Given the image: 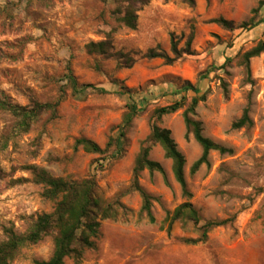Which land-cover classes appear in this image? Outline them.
Returning a JSON list of instances; mask_svg holds the SVG:
<instances>
[{"label": "rangeland", "instance_id": "374dc122", "mask_svg": "<svg viewBox=\"0 0 264 264\" xmlns=\"http://www.w3.org/2000/svg\"><path fill=\"white\" fill-rule=\"evenodd\" d=\"M118 4L0 0V99L24 106L62 96L55 113L45 110L27 130L0 106V242L6 239L4 228L24 234L37 214L54 207L27 168L35 165L70 181L94 176L100 196L124 205L118 219L101 221L100 235L81 262L65 258L64 264H264V52L249 59V72L244 59L264 44V0H150L138 12L135 29L118 21ZM217 17L230 20L233 28L211 21ZM110 30L112 50L127 53L130 66L112 53L87 51V43ZM171 38L180 51L172 63L142 56L159 45L172 57ZM185 80L206 92L192 116L201 122L202 134L229 150H211L195 170L202 148L184 123L193 95L180 90ZM86 83L94 87L81 89ZM175 100L183 102L175 112L155 113ZM131 105L137 111L128 121ZM245 109L251 124L233 127ZM153 124L171 131L185 157L190 201L201 223L227 220L204 242L186 241L197 236L190 222L176 221L170 232L166 229L167 213L185 197L171 160L148 137ZM80 137L101 148L109 145L101 153L88 152L75 144ZM143 148L163 170L143 168L137 178L150 196L153 222L133 185ZM52 251L47 235L23 244L10 264H34Z\"/></svg>", "mask_w": 264, "mask_h": 264}, {"label": "trees", "instance_id": "16d2710c", "mask_svg": "<svg viewBox=\"0 0 264 264\" xmlns=\"http://www.w3.org/2000/svg\"><path fill=\"white\" fill-rule=\"evenodd\" d=\"M149 2L150 0H119L115 10L118 14V21L130 29H135L138 25V12ZM260 4L262 5L263 3L261 2ZM211 21L227 29L233 28L232 22L223 17L212 18ZM112 31L106 32L104 38L99 41L87 43V51L98 54L112 53L120 59H124L128 62L127 65L130 66L129 61L132 62V58H129L127 53L112 50ZM189 42L190 39L187 41V46H189ZM171 51L173 53L172 57L157 45L145 50L142 56L148 59L161 58L167 64L172 63L180 56V51L173 38H171ZM262 52H264V44L261 42L245 53L244 59L247 72H249V59ZM66 77L76 91L78 84L73 74L69 72ZM80 87L84 89L94 86L86 83L81 84ZM98 89L105 91L103 88ZM180 90L193 92L190 102L183 112V118L187 130L192 132L194 139L202 148L201 156L192 165V170H195L201 163L207 162L208 154L211 150L220 152L229 150L204 136L201 122L192 117L195 114L196 106L206 99V92H202L200 87L188 80L183 82ZM61 99L62 96L54 102L44 103L33 99L28 105L24 106L12 103L8 99H0V106L17 116L18 126L23 130H27L32 121L38 118L45 110L50 109L55 113ZM182 106L183 102L181 100H175L169 105L156 108L155 113L159 116L172 113ZM136 109V106H130V111L127 113L128 121L137 111ZM249 124H251V120L248 116V109H245L242 116L233 123V127L240 128ZM122 135L123 133L121 132L119 136ZM148 137L150 140L157 142L163 149L165 157L171 160L174 178L185 197V200L167 213L164 220L167 225V231H171L176 221L190 222L195 227L197 236L186 238V241L194 244L204 242L212 228L224 225L227 220H206L201 223L202 217L190 201L191 192L188 188L184 171L185 157L178 149L171 131L168 128L153 124ZM119 138L115 141L119 142ZM75 144L81 145L88 152L95 153L103 152L109 145L106 148H101L95 141L85 137L77 138ZM27 168L33 173V181L43 185L42 195L47 199L54 200L55 204L51 211L37 214L31 228L24 234H18L12 228H4L6 239L0 242V264H10L23 244L37 242L47 235H50L53 239L52 254L48 259L37 260L34 264H64L65 258H70L76 263L81 262L85 250L94 247L95 240L100 235L101 221L118 219L120 210L124 208V205L119 200L108 201L100 196L94 176L80 181H70L61 176H54L45 169L35 165ZM143 168H147L149 171H163L158 162L148 158L147 148L141 150L135 161L133 185L143 198L141 209L146 212L148 220L153 222L154 217L150 210V196L137 183L138 173Z\"/></svg>", "mask_w": 264, "mask_h": 264}]
</instances>
